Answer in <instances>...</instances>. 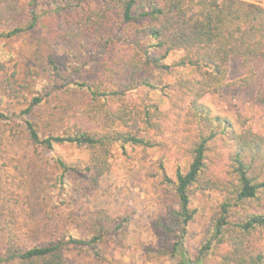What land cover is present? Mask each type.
Segmentation results:
<instances>
[{"label": "trees", "instance_id": "1", "mask_svg": "<svg viewBox=\"0 0 264 264\" xmlns=\"http://www.w3.org/2000/svg\"><path fill=\"white\" fill-rule=\"evenodd\" d=\"M2 1V0H1ZM4 1V0H3ZM29 21L8 37L41 29V51L53 75L68 71L70 59L79 52L104 42L122 53L118 69L106 77L108 83L75 82L87 98L60 134L43 137L29 119L43 99L30 96L29 83L18 72L9 74L0 66V98L9 104L0 109V142L6 139L13 117L21 118L35 147L53 153L58 182L65 187L71 175L81 178L86 193L97 190L112 170L115 149L128 147L147 151L159 146L183 157L175 176L166 173L161 161L166 191L177 200L157 223L159 232L173 239L151 257L179 258L183 264H264V137L235 124L203 102L228 89L251 87L257 78L256 63L264 59V6L249 0H27ZM135 27V28H134ZM7 37V36H6ZM148 41L141 51L137 38ZM162 53L150 57V51ZM179 53L172 66L164 60ZM239 61L244 75L230 80L231 63ZM147 64L163 70L194 68L193 78H179L158 88L145 76ZM161 90L170 103L168 110L151 94ZM256 101L264 104V84ZM26 105L19 111L20 105ZM10 121V122H9ZM142 125L138 135L128 130ZM11 123V124H10ZM171 133L173 138L166 135ZM153 137L161 138L159 142ZM166 138V139H165ZM169 141V142H168ZM1 144V143H0ZM73 146L88 153L87 159L68 161L57 147ZM218 192L222 201L214 209L198 256L186 249L190 226L198 209L194 197ZM91 235L78 237L67 231L59 238L33 246L20 243L8 229L0 237V264H67L73 249L89 252L99 264H114L102 250L113 243L127 247L130 216L113 217L105 211L83 217Z\"/></svg>", "mask_w": 264, "mask_h": 264}, {"label": "rangeland", "instance_id": "2", "mask_svg": "<svg viewBox=\"0 0 264 264\" xmlns=\"http://www.w3.org/2000/svg\"><path fill=\"white\" fill-rule=\"evenodd\" d=\"M249 1L264 6V0ZM28 21L27 0H0V66L4 65L9 74L18 72L28 81L30 96L43 99V104L33 109L29 117L37 124L40 134L43 137L60 134L70 122L78 121V112L87 98L86 92L79 90L74 83L107 84L106 77L118 69L122 53L117 46L106 47L100 42L96 47L72 56L68 71L55 76L41 51L44 31L39 29L8 37L10 32L24 27ZM135 42L142 52L148 47V41L143 37ZM149 53L152 58L162 54L153 50ZM179 57V53H171L164 62L172 66ZM256 70L257 78L251 87L228 89L203 102L214 115L231 120L238 132L242 131L241 124H244L264 137V104L256 101L257 92L264 84V59L256 63ZM194 75V68L163 70L147 64L139 79L147 76L158 88H166L179 78H193ZM243 75L241 63L233 61L230 80ZM151 96L163 109L170 108L169 100L160 89ZM9 106L0 98L1 110H7ZM25 106L21 104L19 111ZM12 120L10 126L15 129V135L12 136L11 127H8V139L0 142V237L10 229L26 246L59 238L67 231L78 237H88L91 232L83 217L88 212L105 211L117 218L130 216L127 247L121 248L113 243L102 245L104 254L114 264H183L179 258L151 259L155 252L173 243L172 238L159 232L157 223L169 208H178L177 200L166 191L160 169L163 160L166 173L174 177L178 164L184 163L175 147L171 152L163 151L159 146L147 151L132 147L126 152L115 149L111 172L102 178L97 190L86 193L78 175H71L63 187L57 179L53 153L32 144L21 118L13 117ZM128 130L151 136L141 131L139 122L133 123ZM167 137L173 138V135L168 133ZM152 138L157 142L161 140ZM56 151L68 161L88 158L87 152L73 146H59ZM221 201L218 192L193 198V206L199 213L190 226L186 243L192 259L198 256L214 209ZM3 249L0 242V250ZM66 261L67 264H99L89 252L73 249L67 252Z\"/></svg>", "mask_w": 264, "mask_h": 264}]
</instances>
